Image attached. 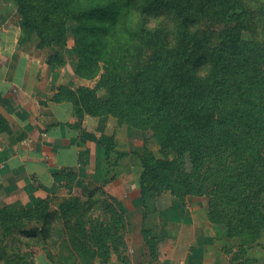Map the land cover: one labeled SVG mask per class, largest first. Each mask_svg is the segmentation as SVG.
Wrapping results in <instances>:
<instances>
[{"label":"trees","instance_id":"obj_1","mask_svg":"<svg viewBox=\"0 0 264 264\" xmlns=\"http://www.w3.org/2000/svg\"><path fill=\"white\" fill-rule=\"evenodd\" d=\"M6 1L20 17L19 46H70L76 75L98 79L93 89L60 88L55 100L72 101L78 120L111 116L147 134L138 152L147 212L159 197L197 203L227 242L229 264H259L250 251L264 249V0ZM53 176L58 185L77 179L67 170ZM89 206L79 197L0 201V264H35L36 249L55 247L78 264L121 260L125 215L108 204L103 222ZM151 233L143 231L153 250Z\"/></svg>","mask_w":264,"mask_h":264},{"label":"crops","instance_id":"obj_2","mask_svg":"<svg viewBox=\"0 0 264 264\" xmlns=\"http://www.w3.org/2000/svg\"><path fill=\"white\" fill-rule=\"evenodd\" d=\"M6 24L0 27V114L7 124L0 125V186L7 191L32 187L35 181L49 192L60 186L53 174L67 170L77 175L76 196L87 200L90 189L98 185L97 178H110L107 189L128 228L140 224L141 231L154 232L159 244L153 252L144 235L142 243L129 236L121 260L113 255L108 263L97 264H229L223 259L224 240L217 237L202 207L191 210L162 201L158 214L153 213L157 217L147 214L140 194L138 156L147 145L145 132L120 126L111 116L85 115L78 120L72 101L55 100L60 88L75 91L98 84V79L76 75L71 47L37 49L32 42L19 46V21L16 26ZM56 53L59 59L51 63ZM112 142L114 150L108 153ZM177 208L184 212L180 217L174 214Z\"/></svg>","mask_w":264,"mask_h":264},{"label":"rangeland","instance_id":"obj_3","mask_svg":"<svg viewBox=\"0 0 264 264\" xmlns=\"http://www.w3.org/2000/svg\"><path fill=\"white\" fill-rule=\"evenodd\" d=\"M18 21H20V17L17 14L16 4L13 1L0 0V27L5 26V23H7L6 25L16 26V25H18ZM245 36H246V38H250L248 33H246ZM32 44L36 48L35 40H33ZM30 46L33 47L32 45H30ZM149 145L151 148L158 149L156 146V143L151 141V140L149 141ZM67 182L68 181L65 179V181H63L58 188H54L53 190L48 192V191H45L39 185V183L34 181L31 185L32 187H24V188H22L21 186H19V188L18 187H11V190L14 188L16 192L10 196L13 197L14 200L22 201L24 204H27V205H34L35 201L38 198H45V197L51 196L53 199V203L55 204L58 200L63 199V198L77 197L76 195H78V193L76 191L77 186L75 185V181L74 182L71 181V183H67ZM97 183H98V185H95L93 188L90 189V192L88 195L90 197V199H89V197L87 200L85 199L86 197H82L80 199L83 200L84 202H86V201L90 202L89 207L91 209H89V211L87 212L88 216H91L92 218H94L96 220L98 219L99 221L107 222V220L110 218V212L107 211L106 206L108 204L114 205V199L111 198V196L109 194V190L107 189V187H108L107 185L110 183V178H107L106 180H104V178H102V177L97 178ZM69 184H71V185H69ZM9 190H10V188L7 189V191H5V189H3L2 186H0V201L9 199L10 196L7 195L9 193L8 192ZM83 191H85V189H83ZM79 194L81 195V189H80ZM162 201L166 203L168 200H166L163 197H159V198L155 199L154 201H152L150 203L149 210H148L147 214L150 213L152 218H154L155 216L157 217V215H154V214L155 213L158 214L159 209H161V207H162V205H161ZM186 206L189 207V209H191V210H193L196 207L200 208L199 204L193 203V202L187 203ZM181 212H182V208H177L176 211L174 212V214H175V216L180 217L181 214L182 215L184 214V212H182V213ZM136 221H137L136 223H138L139 219H136ZM155 222H157V221L155 220ZM55 223L56 222H54V224ZM126 224H127V226L125 228V232H126L125 240H126V242L130 236L131 240H134L135 243H142L143 242V239H142L143 238L142 237L143 231H141L142 228H141L140 224L139 225H133V227L130 229L128 228V223H126ZM150 224H151L150 226H154L152 222ZM151 232H152L151 236H153L154 232L153 231H151ZM260 242L264 243V234H263L262 240ZM228 245L230 247H233L232 246L233 243H231V242H229ZM226 246H227V242L222 243V250H224V247H226ZM58 250L59 249L56 247L52 248V251L49 255V253H47V252H50V251H47L45 253V252L41 251V249L40 250L36 249L35 250V255H36L35 256V264H58V261H56V259H58V257H61V259H62L60 264H78L81 261V260L79 261V259L77 257H73L67 252L60 255ZM231 250L234 251L235 249L231 248ZM113 255H112L111 259L113 258ZM250 256L255 257L259 261V264H264V249L261 248L260 246L253 248L250 251ZM115 257H117V256L115 255ZM231 258H233L232 253H230L228 255V254H225V252H224L223 259H224L225 263H230ZM110 260H108V261L104 260L103 257H90V258L87 257L85 259V262H88L89 264H97V262H100V261H105L106 263H108ZM88 263H86V264H88Z\"/></svg>","mask_w":264,"mask_h":264}]
</instances>
